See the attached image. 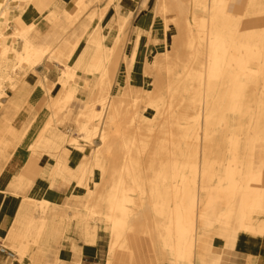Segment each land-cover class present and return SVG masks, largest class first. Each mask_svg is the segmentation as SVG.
Masks as SVG:
<instances>
[{"label":"bare ground","instance_id":"6f19581e","mask_svg":"<svg viewBox=\"0 0 264 264\" xmlns=\"http://www.w3.org/2000/svg\"><path fill=\"white\" fill-rule=\"evenodd\" d=\"M95 1L74 0L70 15L62 0H25L10 33L2 25L7 0L0 1V96L8 84L17 86L28 71L23 68L32 69L45 55L64 66L55 84L64 93L48 90L50 115L30 146L32 156L42 159L65 141L96 145L74 169L66 164L64 148L42 171L75 180V194L63 206L23 196L1 237L14 253L11 264H49L45 254L58 252L53 243L71 226L89 245L104 233L111 253L127 250L129 233L153 240L157 232L172 233L175 264H217L206 259L212 235L226 245L240 232L264 235V25L255 21L264 16V0H245L240 13L229 10L231 0H156L153 11L151 0H142L135 33L146 34L148 44L163 43L135 64L124 52L135 5L122 15L116 0V19L104 33L102 20L115 0L79 18ZM30 6L51 10L47 29L35 19L23 22ZM13 39L21 40L20 49ZM82 47L84 56L73 68ZM119 70L126 76L123 84L115 82ZM66 119L78 139L58 128ZM31 122L21 129L6 117L0 123L4 162ZM30 184L18 175L14 193ZM73 198L81 208L69 214ZM213 226L216 231L208 233ZM79 262L78 256L73 264Z\"/></svg>","mask_w":264,"mask_h":264},{"label":"crops","instance_id":"0c3cea01","mask_svg":"<svg viewBox=\"0 0 264 264\" xmlns=\"http://www.w3.org/2000/svg\"><path fill=\"white\" fill-rule=\"evenodd\" d=\"M62 1L64 11L73 15L76 11L74 0ZM107 1L102 0L96 7L91 6L80 19L87 16L93 9L103 7ZM141 1L120 0L119 2L122 15H125L135 5L125 40V51L127 50L129 54L133 55L134 64L141 60L148 48L151 51H155L163 43L161 39H157L153 43L148 44L146 34L135 33V20ZM244 1L231 0L229 2V10L235 13L242 12ZM116 3V0L111 3L102 20L104 33L109 30L108 24L111 18L116 19ZM50 11V9H46L40 12L30 6L27 12L23 14L22 20L27 23L35 19L36 23L42 24L43 28L47 29L48 24H45L44 16ZM62 19L66 21L67 17L62 15ZM259 19L261 24L264 25V16L256 18L255 21L259 22ZM94 26L95 23L92 24L88 33L85 34L83 41H86ZM71 30L68 31L66 36ZM20 48L21 40L18 39L17 49ZM84 53L85 48L82 47L75 61L71 63L73 68L78 66ZM63 69L64 66L61 63L55 60L51 61L45 55L32 69H28L23 77L19 79L16 87L8 90L5 95L0 96V123L6 117L10 119L14 128L21 129L32 120L19 145L14 149H8L9 160L4 162L2 156H0V166H3L0 172V236H4L12 226L21 206L23 196L37 199L45 198L59 206H63L70 194H75L71 188L75 180L70 182L58 175L49 178L47 172L42 174L44 169L46 170L55 164L64 147H61L60 151H58L56 158L44 156L42 159L37 160L32 156L30 149V146L35 142L37 134L43 128L50 115V111L46 106L50 99L48 90H54L55 96H61L64 93L61 87L55 88V84ZM118 76L123 77L125 81L126 76L123 71L119 70L116 78ZM96 140L97 138L94 139V141ZM80 142L81 145L88 146L86 142L82 140ZM83 157L84 152L73 148L67 155L66 164L69 168L74 169L79 165ZM21 174H24L26 179L31 180V184L25 189H19L17 194H15L14 185L17 182L18 175ZM216 229V226H213L208 233H214ZM99 233L95 242L90 245L81 240L77 232L72 236L67 234L68 238L61 239L58 243V252L45 254L44 259L53 262L55 255H57L58 259L64 261L65 264H73L78 256L80 258L79 264H105L107 258L113 261L112 264H175L174 235L172 233L157 232L154 240L151 236L129 233L126 237L127 250L117 249L114 253H111L110 244L107 242L106 236L101 241ZM212 236L210 250L206 255L208 261H215L217 264H264V235H243L240 232L231 245H226V241L222 237ZM72 239L75 240V244ZM194 264H199V261L195 259Z\"/></svg>","mask_w":264,"mask_h":264},{"label":"rangeland","instance_id":"374dc122","mask_svg":"<svg viewBox=\"0 0 264 264\" xmlns=\"http://www.w3.org/2000/svg\"><path fill=\"white\" fill-rule=\"evenodd\" d=\"M1 2H3V3H5L4 1L5 0H0ZM102 2V0H98V1H95V2H93L92 4H90L89 6H87V7H85L82 11H81V13H80V16H79V18H81L84 14H85V12L87 11V10H89V8L91 7V6H94V7H96V5L97 4H100ZM25 4V0H7V3H6V6H5V13H6V15H5V18L3 19V23H2V25L4 26V33H9V32H11V29L16 25V21H15V17H16V14L18 13V11H19V9L23 6ZM156 4V0H151V2H150V10L151 11H153V6ZM171 16V15H170ZM170 16H168V17H170ZM46 16H44V19H46L45 18ZM259 23H261V21H260V19H259ZM129 28V27H128ZM128 30V29H127ZM17 41H18V39H13V42H14V45H15V47L17 48ZM124 52H127V50L125 51V45H124ZM53 60H55V61H57L56 59H53ZM29 69V67H26V68H23V70H28ZM17 72H18V70H17ZM21 77H23V75L22 76H19V79L21 78ZM116 77H117V75H116ZM19 82V81H18ZM115 82H118V83H120V84H123L124 83V78L123 77H121V76H118V78H115ZM5 86V85H4ZM7 87V89H5V91H4V94L3 95H5L6 94V92L8 91V90H11V88H10V86H9V84L6 86ZM64 90V89H63ZM114 90H115V84L112 86V88H111V94L114 92ZM96 108H99V106H96ZM76 111L78 110V108H76L75 109ZM105 122V119L104 120H101V122H100V128L102 129L103 127H104V123ZM111 126L112 127H116V123L115 122H112L111 123ZM58 128L61 130V131H64L65 133H66V135L69 137V138H77L78 139V137H77V134H76V131H75V127H74V125H73V123L70 121V120H65L62 124H60L59 126H58ZM81 141V140H80ZM74 142V143H72V144H68V142H64L63 144H62V146H60L58 149H56V150H51L52 151V153H50L49 151L47 152V153H45V157H51V158H56V156L58 155V151H60V149H61V147H64V148H68L69 149V151L71 150V149H78V150H80V151H82V152H84V155L85 154H87L89 151H90V149L91 148H95V142H92V144H89V143H87L88 144V146L86 147V146H83V148L82 149H80L79 147L81 146V142ZM79 143V144H78ZM80 145V146H79ZM60 156V155H59ZM98 175V172H96V176H95V180H99V177L97 176ZM76 206H78L77 207V209L79 208H81L80 207V205H78V203L76 202V200H75V198H73L72 199V201H71V203H70V207L69 206H66V210L68 211V213L70 214V213H72V211L73 210H75V207ZM100 232V231H99ZM98 232V233H99ZM76 234V231L74 230V228L71 226L70 227V229L68 230V231H66V233L61 237V239H64V238H68V235L67 234H70V236H72L73 234ZM98 233H97V235H98ZM97 235H96V239H97ZM99 239L102 241V239H104L105 238V234L104 233H102V232H100L99 233ZM2 236H0V244H3V245H5V244H7V241H4L2 238H1ZM61 239H59L58 241H57V243H53V246L56 244V246H58V248H59V242L61 241ZM78 239V238H77ZM72 242L75 244L76 242H75V240L74 239H72ZM50 252H47L46 254H49ZM47 256V255H46ZM45 258V257H44ZM13 259H15V258H13ZM13 259H6L5 258V256H3V255H1L0 254V261H1V264H11L14 260ZM58 259V257H57V255H55V260L53 261V262H50V261H46L45 259V261L46 262H48L49 264H60V263H56V260Z\"/></svg>","mask_w":264,"mask_h":264},{"label":"built area","instance_id":"2783aa9c","mask_svg":"<svg viewBox=\"0 0 264 264\" xmlns=\"http://www.w3.org/2000/svg\"><path fill=\"white\" fill-rule=\"evenodd\" d=\"M0 254L5 256L6 259H13L14 253L8 250L3 244H0Z\"/></svg>","mask_w":264,"mask_h":264}]
</instances>
